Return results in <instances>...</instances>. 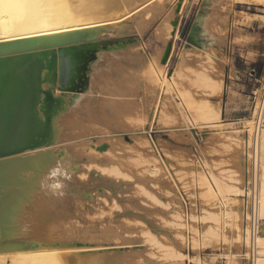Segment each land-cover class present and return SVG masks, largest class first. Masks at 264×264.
Listing matches in <instances>:
<instances>
[{
	"label": "rangeland",
	"instance_id": "obj_1",
	"mask_svg": "<svg viewBox=\"0 0 264 264\" xmlns=\"http://www.w3.org/2000/svg\"><path fill=\"white\" fill-rule=\"evenodd\" d=\"M173 1L166 0L167 6L153 1L140 11L136 20L125 23V29L116 32L114 29L105 28L103 33L95 36L96 41L93 40L92 44L88 43V46L81 50L88 59L93 48L100 53L96 68L101 72L95 73L92 86L94 98L90 102L95 112L91 116L90 111H82L89 106L88 103L83 104L80 111L85 113L80 114L75 110L73 113L68 112L66 116L70 120L63 124L62 129L63 142L70 146L72 154L74 152L79 158H73L72 161L76 163L69 165L72 166L71 172L78 182L76 186L85 185L84 190H90H80L82 200L80 199V203H73L72 209L63 205L59 221L51 227L58 235H70L74 242L103 245L105 248H102V251L100 248L98 253L107 252L109 256L100 262L101 264H193L187 258H173L175 256L171 252L177 255L186 254L208 264H232L237 258V264H248L247 258L244 257L246 249L229 240L232 237L229 233L224 232L226 237H229L227 242L220 238L211 239L208 234L203 236L209 225L216 227L212 221L191 220L189 224L198 231L186 234L173 218L174 215H182L181 219L188 214L201 216L204 210L218 213L219 210L225 209L224 206L211 204L202 197L200 192L204 189H199L196 180L199 173L204 172L203 174L208 176L212 173L218 180L244 188L247 192L249 148L247 154H242L241 143L246 136L243 132L244 121L250 119L247 98L244 117L233 126L224 125L225 120L222 117V129L220 126L198 127L195 122L193 124L183 107L178 106L180 99L177 90H189L195 99L204 97L217 106L222 91L220 95L210 97L202 94L194 86L195 83L193 85L190 81L204 68H209L212 71L209 76L221 80L222 85L223 78L219 62L213 53L190 46L188 36L193 21L194 3L197 0H187L178 15L172 9ZM234 2L236 3L235 0H199L196 9L208 7L225 11L230 9ZM244 2L257 4V1L255 3L251 0ZM244 17L247 20L249 18L246 15ZM199 19L200 16L197 21ZM171 20L178 22L175 28L171 27ZM193 37L195 40V33ZM208 41L215 45L221 44V40L212 35H209ZM169 42L173 46V52L165 75L171 83V93L159 96L147 76L146 58L153 59L157 66H161L162 57L159 55L163 56ZM133 54H137L138 59L131 61ZM206 55L210 58L209 61H206ZM156 100L160 102L161 113L157 116L158 120L149 138L146 136L145 126ZM224 135L230 138H225ZM102 144L107 145L104 151L108 150L109 153L103 154L104 151L97 149ZM242 166L247 169L244 170ZM153 167L157 168L156 171ZM101 178L105 180L101 181ZM172 179L180 190L174 189ZM230 198V202L235 203H231V209L235 210L238 206L242 208V198ZM180 222L182 220H179ZM262 222L261 235L264 229ZM241 226L245 227L244 221ZM184 234L188 240L184 238ZM151 236L156 238L160 245H165V249L155 245V242L149 239ZM209 238L213 241H209ZM191 239H201L197 245L199 249L192 248L191 245L195 242H191ZM203 243L208 246L202 247ZM166 246L171 249L167 250ZM164 251H170L171 257L169 252ZM164 253L169 258L163 257Z\"/></svg>",
	"mask_w": 264,
	"mask_h": 264
},
{
	"label": "bare ground",
	"instance_id": "obj_2",
	"mask_svg": "<svg viewBox=\"0 0 264 264\" xmlns=\"http://www.w3.org/2000/svg\"><path fill=\"white\" fill-rule=\"evenodd\" d=\"M153 1L155 0H42L32 17L23 18L20 14L21 10L10 9L8 0H0V245L3 242L29 245L25 249H0V264H93L97 261L100 263L109 256L107 252L98 253L100 248L101 251L105 248L103 245L74 242L70 235L65 233L58 235L51 227L59 221L63 205L72 209L73 203L81 202L80 190L83 192L90 190H84L85 185L76 186L78 182L71 172L72 166L69 165L76 163L72 159H76L78 155L74 152L72 154L70 146L63 142L62 127L70 120L66 116L68 112L73 113L75 110L82 114L85 110L90 111L91 116L95 112L90 102L94 98L92 86L95 73L101 72L96 68L100 53L93 48L88 59L81 50L87 47L88 43L92 44L93 40L96 41L95 36L103 33L105 28L114 29L116 32L125 29V23L136 20L140 16V11ZM156 1L167 6L166 0ZM186 1L182 0L180 3L179 0L173 1L172 9L177 15L180 14ZM235 1L242 3L245 0ZM251 1L264 4V0ZM10 13H15V23H2V21L12 19ZM177 24L176 20H171V27L175 28ZM193 36L194 32L190 36V41H194ZM172 52L173 46L167 60L161 66H157L153 59L146 58L147 76L159 96L171 93V83L166 78L165 70H167ZM159 56L162 57V54ZM208 58L207 56L206 61H209L210 58ZM136 59L138 55L133 54L131 61ZM211 72L209 68L200 69L197 74L194 73L196 74L195 79L190 81L193 85L195 83L194 86L202 94L210 97L218 95L223 89L221 80L209 76ZM177 91L180 99L178 106H182L189 114L193 124L196 123L198 127H221L220 107L214 106L204 97L195 99L196 97L189 90ZM87 103L89 106L80 111L83 104ZM159 105L160 102L156 100L147 120V126H145L146 136L149 138L158 120L157 116L161 113ZM69 116L72 118L71 115ZM251 124L249 118L245 119L243 132L246 136L241 143L242 154H247V148L250 146ZM220 137L222 138V135ZM223 146L225 148V145ZM107 153H109L108 150L103 154ZM258 161L260 188L257 195V214L258 218L264 222V129L259 140ZM155 168L153 167L156 171L157 168ZM203 173H199L196 179L199 189H204L200 192L202 197L211 204L224 206L225 209L219 210L218 213L202 209L205 213L203 212L201 216L188 214L184 215L183 219H181L182 215L181 217L174 215L173 218L178 221L177 226L189 234L198 231L191 227L189 221H212L216 227L207 225L208 231L203 236L208 234L211 239L213 237L226 241L229 238L225 235L227 232L232 236L229 240L238 247L246 249L244 257H247L248 229L246 226H241L242 221L245 223L244 208L236 206L237 208L233 210L230 207L231 203L235 204L230 202V197L247 196L246 189L243 190L244 188L241 189L218 180L212 173H208L209 176ZM243 175H245L244 172ZM103 180L105 179L101 178V181ZM171 182L174 189H181L175 180L172 179ZM179 220L182 222L179 223ZM184 238L187 239V236ZM149 239L155 242V245H159L160 249L165 247L163 244L160 245L161 243L156 238L151 236ZM197 239H191V242H195L192 243V248L199 244L198 241L201 239ZM211 239L209 241H213ZM203 245L201 246H208L207 243ZM256 245L255 264H264L263 235L258 236ZM169 248L167 247V250ZM165 253L169 255L170 251ZM171 254L175 256L173 258H187L193 264H208L186 254L177 255L173 252ZM169 256L165 254L163 257L169 258ZM228 260L230 261V258ZM235 261H231L232 264H237Z\"/></svg>",
	"mask_w": 264,
	"mask_h": 264
},
{
	"label": "crops",
	"instance_id": "obj_3",
	"mask_svg": "<svg viewBox=\"0 0 264 264\" xmlns=\"http://www.w3.org/2000/svg\"><path fill=\"white\" fill-rule=\"evenodd\" d=\"M198 1L194 3L189 43L193 48L210 51L219 62L223 90L217 106L224 125L234 124L244 117L250 80L264 77V5L234 2L223 11L196 9ZM193 32L196 38L190 41ZM209 35L219 38L221 44L210 43Z\"/></svg>",
	"mask_w": 264,
	"mask_h": 264
},
{
	"label": "built area",
	"instance_id": "obj_4",
	"mask_svg": "<svg viewBox=\"0 0 264 264\" xmlns=\"http://www.w3.org/2000/svg\"><path fill=\"white\" fill-rule=\"evenodd\" d=\"M252 72H250L251 74ZM252 78V75H250ZM249 102V117L251 120V139L248 155V189L247 196L242 197L245 226L248 229V264H255L257 259L256 241L260 235L261 220L257 214V195L260 188L259 171V140L264 129V77L250 80V88L247 93ZM249 194V195H248Z\"/></svg>",
	"mask_w": 264,
	"mask_h": 264
},
{
	"label": "snow or ice",
	"instance_id": "obj_5",
	"mask_svg": "<svg viewBox=\"0 0 264 264\" xmlns=\"http://www.w3.org/2000/svg\"><path fill=\"white\" fill-rule=\"evenodd\" d=\"M41 2L42 0H8V7L10 9H19L23 18H30L35 14V9L40 6ZM10 15H12V19L2 21V23L14 24L16 15L15 13H10Z\"/></svg>",
	"mask_w": 264,
	"mask_h": 264
},
{
	"label": "water",
	"instance_id": "obj_6",
	"mask_svg": "<svg viewBox=\"0 0 264 264\" xmlns=\"http://www.w3.org/2000/svg\"><path fill=\"white\" fill-rule=\"evenodd\" d=\"M182 0H179V3L181 2ZM179 8V4L177 5V9ZM171 47H172V44L169 42L164 50V53H163V56L160 60V63L161 64H164L165 61L167 60L168 56H169V53L171 51ZM107 148V145L106 144H102L100 145L97 149L99 151H103ZM28 244L26 243H13V242H3L1 245H0V249H5V250H15V249H25V248H28Z\"/></svg>",
	"mask_w": 264,
	"mask_h": 264
}]
</instances>
